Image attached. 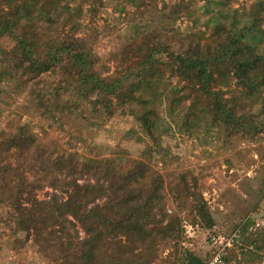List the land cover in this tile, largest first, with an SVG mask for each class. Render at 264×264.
Listing matches in <instances>:
<instances>
[{"label":"trees","instance_id":"obj_1","mask_svg":"<svg viewBox=\"0 0 264 264\" xmlns=\"http://www.w3.org/2000/svg\"><path fill=\"white\" fill-rule=\"evenodd\" d=\"M70 1L0 0V77L9 76L21 93L42 73L58 76L46 100L36 95L43 118L54 121L82 103L107 116L135 104L142 109V131L155 142L158 114L143 92L168 69L183 88L198 91L211 122L222 125L227 135L241 133L252 140L264 132V121L258 122L264 115V94L256 112L240 109L242 102L264 92V47L247 40L255 29L264 34V0H255L245 13L248 26L238 29L222 18L178 52L153 42L119 76L98 70L93 46L75 32L77 10L71 12ZM220 4L230 6L231 0ZM58 148L47 146L24 125L0 129V219L12 234L11 248L17 251L31 240L54 264H118L110 260L117 255L129 256L132 264H147L141 256L152 248L151 240L169 236L180 222L166 211L161 175L145 180L143 162L123 170L108 158ZM44 185L53 190L47 199H39L35 192ZM175 186L178 194L191 199L193 223L210 229L214 220L206 198L193 189L194 175L182 172ZM169 190L174 191L172 183ZM257 229L262 230L241 233L240 244L224 260L261 261L264 226ZM212 246L204 258L185 250L180 264H205Z\"/></svg>","mask_w":264,"mask_h":264},{"label":"rangeland","instance_id":"obj_2","mask_svg":"<svg viewBox=\"0 0 264 264\" xmlns=\"http://www.w3.org/2000/svg\"><path fill=\"white\" fill-rule=\"evenodd\" d=\"M220 1L71 0L69 5L72 13L77 10L73 15L75 32L93 46L98 70L119 76L133 67L143 49L153 42L178 52L200 37V32L206 35L222 18L232 20L238 29L250 24L245 13L255 0H231L230 6H222ZM247 40L264 47V34L258 29ZM57 77L56 73H42L21 93L9 76L0 77V129L14 130L24 125L47 146L74 150L86 157L108 158L123 170L143 162L148 169L145 180L151 174H160L166 211L176 214L180 222L169 236L151 240L152 248L141 256L147 264H180L185 250L204 258L212 251L207 237L229 234L237 225H241L244 235L262 230L252 229L251 224L246 227L251 223L246 217L264 219V132L252 140L241 133L227 135L222 125L211 122L198 91L183 88L168 69L143 92L158 114L154 134L159 137L155 142L142 131L138 120L142 109L135 104L107 116L82 103L53 121L39 114L36 95L46 100ZM262 94L242 102L241 111L256 112ZM260 121H264V115L258 118ZM184 171L194 175L193 189L208 202L214 220L210 229L193 223L191 199L176 191L175 182ZM52 190L44 185L36 190V197L47 199V192ZM11 240L9 228L0 219V264H54L50 255L41 253L31 240L17 251L11 248ZM110 260L132 264L126 255ZM249 264H264V256Z\"/></svg>","mask_w":264,"mask_h":264},{"label":"built area","instance_id":"obj_3","mask_svg":"<svg viewBox=\"0 0 264 264\" xmlns=\"http://www.w3.org/2000/svg\"><path fill=\"white\" fill-rule=\"evenodd\" d=\"M246 219H250L252 229L264 226L263 218H250L247 216ZM241 233L242 227L241 225H237L229 234H210L208 238L215 250L205 264H229L228 261L224 260L223 256L230 248L237 247L240 244L239 236Z\"/></svg>","mask_w":264,"mask_h":264},{"label":"crops","instance_id":"obj_4","mask_svg":"<svg viewBox=\"0 0 264 264\" xmlns=\"http://www.w3.org/2000/svg\"><path fill=\"white\" fill-rule=\"evenodd\" d=\"M250 224H251V223H246V227L249 226ZM246 227H245V228H246ZM242 232H243V229H242ZM242 234H243V233H242Z\"/></svg>","mask_w":264,"mask_h":264}]
</instances>
